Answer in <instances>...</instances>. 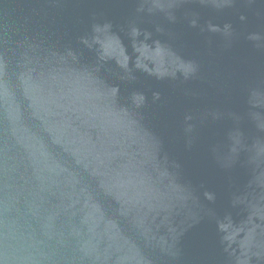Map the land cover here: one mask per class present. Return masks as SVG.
Instances as JSON below:
<instances>
[{
    "label": "water",
    "instance_id": "water-1",
    "mask_svg": "<svg viewBox=\"0 0 264 264\" xmlns=\"http://www.w3.org/2000/svg\"><path fill=\"white\" fill-rule=\"evenodd\" d=\"M0 264H264V0H0Z\"/></svg>",
    "mask_w": 264,
    "mask_h": 264
}]
</instances>
